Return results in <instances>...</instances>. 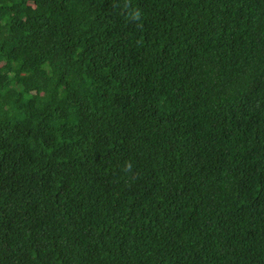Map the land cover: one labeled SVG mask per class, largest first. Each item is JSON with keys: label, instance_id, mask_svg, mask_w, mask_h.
I'll list each match as a JSON object with an SVG mask.
<instances>
[{"label": "trees", "instance_id": "trees-1", "mask_svg": "<svg viewBox=\"0 0 264 264\" xmlns=\"http://www.w3.org/2000/svg\"><path fill=\"white\" fill-rule=\"evenodd\" d=\"M0 264H264V0H0Z\"/></svg>", "mask_w": 264, "mask_h": 264}]
</instances>
